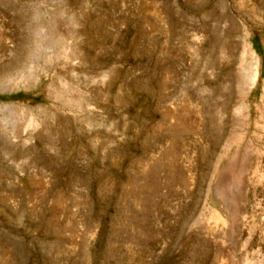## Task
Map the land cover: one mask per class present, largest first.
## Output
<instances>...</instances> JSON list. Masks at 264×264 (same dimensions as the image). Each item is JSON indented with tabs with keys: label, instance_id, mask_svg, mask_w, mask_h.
<instances>
[{
	"label": "rangeland",
	"instance_id": "374dc122",
	"mask_svg": "<svg viewBox=\"0 0 264 264\" xmlns=\"http://www.w3.org/2000/svg\"><path fill=\"white\" fill-rule=\"evenodd\" d=\"M0 264H264V0H0Z\"/></svg>",
	"mask_w": 264,
	"mask_h": 264
}]
</instances>
